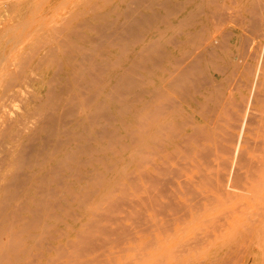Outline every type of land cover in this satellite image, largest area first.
Instances as JSON below:
<instances>
[{
	"label": "bare ground",
	"instance_id": "1",
	"mask_svg": "<svg viewBox=\"0 0 264 264\" xmlns=\"http://www.w3.org/2000/svg\"><path fill=\"white\" fill-rule=\"evenodd\" d=\"M133 2H134V0H133ZM211 2H213V0ZM134 3L136 4V2H134ZM262 4H260L261 7H262ZM255 5H252V8H255L256 7ZM35 6H37V5H35ZM184 8L185 7L180 8V12H182L184 10ZM38 9H40V8H38ZM227 9H225L226 12H227ZM129 10H130V7H129ZM255 10L257 11L258 9L255 8ZM222 11L225 12L224 9L223 10L221 9V11H219L218 13L216 12L213 17L206 16L203 13V11H202L203 15L199 13L200 11H198V13H196V10L189 11L188 14L179 17L175 23H173V22L169 23L168 28L169 29L172 28L174 30V32H173V34H166L162 37L161 44H160L161 49H160V52L158 54V64L156 66V69L151 70L149 68L146 75H143L142 77L139 76V78L134 75V73H135L134 68L136 66L140 65V63L141 64L144 63L145 60H142V61L141 60L140 61L139 60H132V63L129 66H120L118 62H115L113 60L108 61L106 59H103L101 61H96L93 58V55H96V54L101 55V56H107V54L111 53L117 45V43H115V41H116V38H118V35L120 32L117 31L118 28L114 26V22L112 20V18H113L112 14L114 12L113 7H109L106 10L102 11V10H98L97 5L94 8H93V6H91L90 9H88V11L84 12L81 15L76 16L75 19L73 18L74 26L72 28L71 27L67 28V26H66L67 34L64 35L63 37H61L60 39H56L55 45L53 46L52 49L58 50L61 54L67 55V60L66 59L65 60L67 61V64L70 65V68L73 71L74 80H75L77 86L80 84L86 85L88 87L91 86L92 89L94 88L95 94L104 93L107 97H106V100L100 101L96 104L94 103L92 105L90 103L91 102L90 97L85 98L86 96L84 97L83 95H86V94L85 93L83 94L82 93L83 91H81V93L83 95L81 93H74L72 95V100H73L72 107L65 109L63 106V103H62L63 95L61 93H59L60 99L58 102V106L55 107L54 109L50 110V111L45 110L41 115V117H42L41 119L37 118L35 122H33V123L31 122V124L29 125V127H30L29 129L33 130V132L31 131L30 134H32L33 136L34 135L37 136L39 134V132H42L44 130L49 129L52 137H54V138L52 139V141H53L52 150H47L44 147V145L40 146L41 143H38L35 145V147H33V149H30V153H29V151H28V153H27V151L22 152V155H21L22 161H23V163L26 162L25 164L28 163L29 168H30L29 171L25 174L24 181H25V184L26 183L28 184L27 191H29V193H32V194H29V196L27 197V199H26L27 204H25V203H20L18 205L16 204L17 205L15 208L16 210L13 213H15V215L17 216L18 214H16V213H18L19 210L26 209L31 214V216L23 219V225H22V228H20L19 232H17L18 234H16L15 230H14V238L15 239L13 240V243L16 244V247L18 248L17 250H19L20 253H24L26 256H23L17 262L12 260L13 262H11L10 264H35V263H37V260L39 258L46 255L47 251L50 249V245L54 244L55 240H57L59 237L65 236L67 234L66 217H67L68 211H70V205L67 204V197H66L67 192H69L71 194L72 199H74V201L76 200L75 201L76 206H78L81 209H86L85 214H84L85 218H86L85 221L80 223V228L77 229V231L75 230L77 233L76 237H75L76 241H78L79 243L81 242L83 244V246H81V245L80 246L83 247L84 250H86L85 247L87 246L86 244L89 241L94 240L95 238H97L96 236H98V235H99V238H100V236L101 237L105 236L106 232L108 231V229H107L108 227L107 226L105 227L106 221L116 223V226L118 229V226L120 223L121 224H122V222L124 223V221H126L127 218L129 220L131 219L130 217H127V216H133V214H131V213L134 211L141 212V213H142V211H145V213L144 212L143 213L146 214V211L148 212V210H150V209L145 210L147 208H151V209L155 208V211H156V206H158V209H161V208L164 209L165 206L167 208L169 203L172 201V200H170L171 199V197H170L171 193L170 194L168 193L169 194L168 197L170 199H166L167 198L166 197L165 198L166 200L163 201V199H164L163 196L165 197V195H167V194H165V195H161L162 196L161 198H163V199H161L159 197V200L161 199V201H159L158 199H156L155 195L152 196V193H154V192H152L151 189H154V188L151 187V189L150 188L148 189L146 183L148 184V182H150V181H153V182L160 181L158 184V185H160V183L163 184V181L166 182V180H164V179L161 180V177H162L161 174H163L161 172L167 171V173H165L166 174L165 176H167L168 172H169L170 176H171V174L174 175L173 173L175 172V170H174L175 168L173 169L172 166L171 167L169 166L171 160L177 161L178 159H180L181 156L186 157L187 155H189V156H187V159H188L191 156V151H193V152L195 151V153H198V157H200V153H202L200 151H202L203 148L201 147L202 150H199V151L196 149L192 150V148H193L192 144L193 143L197 144L199 147L200 145H205V142L206 141L208 142L210 140L211 141H219V143H222L225 141L235 142L234 139H235V137H237V136H235L233 138V136L235 134L233 135L231 133L232 135L228 136L229 134H221L220 132L217 133L216 129L218 128L219 130H222L224 133H228L230 131L229 129H231V126L232 127L233 126L234 127L240 126V125L243 126V125H246L247 123L253 124V126L261 128L262 131L264 132V55L262 58V65L259 67L258 66L252 67V65L246 66V64H244L245 62H243L244 61L243 58L246 57L247 54L245 56H242V59H241L242 63L240 62V57L233 58V56H231V55L229 57L227 56V54L225 52L226 48L229 46H233V45L238 44L239 41L244 40V38L243 37L241 38V34L239 33V31L237 29H234V28L229 30V32H225V31L219 32L218 31L219 24L216 21H218L221 18L223 19L224 13H222ZM256 11H254V12H256ZM226 12H225V14H226ZM228 12H229V9H228ZM86 14H88V15H86ZM251 14H253V13H251ZM256 14L261 16V14H259V10H258V12H256ZM233 15H231V16H233ZM67 17H68V15H67ZM144 17L145 16H143V18ZM236 17H238V16H236ZM236 17H234L235 21L237 19ZM257 17H259V16H257ZM66 18H65V21H66ZM26 19H27V14H22L21 20L23 21V24L25 23ZM101 19L105 20L104 26L101 24L98 25L96 22H94V21L101 20ZM241 19L246 20V19H243V17ZM260 20L261 19L258 20L256 17L252 18L250 21H248V24L250 25V26L248 25V27H251L252 30H254V31L257 28H260L261 26H262V29H264V21L260 22ZM219 21L224 22V19L219 20ZM239 21L240 20H237V22H239ZM225 22H227V21H225ZM70 23H68V26ZM124 23L126 25H128L129 24L128 19L125 20L123 22V24ZM232 23H234V22H232ZM52 24H55V23H52ZM59 24L61 25L62 21ZM59 24L53 25L55 27H56V25L58 26L56 28V30L58 32H56L55 29L53 28L57 34H61L60 32H62V30L65 29L64 28L65 27L64 22H63V26H60ZM163 24H165V23H163ZM216 25H218L217 28H215ZM223 25L224 24H222V27H223ZM235 25H236V22H235ZM21 26H22V24H21ZM123 27L124 26H122V29H124ZM251 28L250 29L248 28L249 31H251ZM16 29H18V27ZM38 29H36V30H38ZM127 29H129V28L127 27ZM222 29H220V30H222ZM143 31H145V30H143ZM254 31H253V33L251 32L253 35L256 33V32L254 33ZM34 32L32 34L33 36H34ZM94 33H97V35L95 36ZM121 35L122 34H120V36ZM71 36L75 37V39L72 41L69 40V38ZM120 36H119V38H120ZM128 36H129V34H128ZM259 36H261L263 38L264 37V31ZM30 37H31V35H30ZM55 37L59 38V36L57 37L56 35H55ZM245 38H246V36H245ZM7 42H9V41H7ZM245 43H247L246 40H245ZM46 44H44V45L46 46ZM15 45H17V43ZM251 46H252V44H251ZM255 46H257V45H255ZM21 47H22V44H21ZM243 47L244 46H242V49L245 50V53H249L248 47L247 46L244 47L245 49ZM36 48L34 49V52H35ZM52 49L50 50V52L53 51ZM122 49L126 50L124 48V46L122 47ZM238 49H240V48H238ZM259 49H260V47L257 50L259 51ZM29 51H32V50H29ZM71 52H77V53L81 54L82 57L75 58L71 55ZM245 53H243V54H245ZM9 56H10V54L8 55V57ZM3 57H4V55H3ZM28 57L32 58L34 56L33 55L31 56V54L29 56V53H28ZM28 57H27V59H28ZM256 57L258 58V55H256ZM32 60H33V58H32ZM220 60H222V62H220ZM24 61H25V59H24ZM24 61H23V63L27 62V61H25V62ZM13 63H16V62L14 61ZM22 64L20 66H22ZM60 64L61 63H59V66H60ZM1 65L2 64H0V67H1ZM13 65H16V64H13ZM243 65H245V66H243ZM26 66L24 64L23 68L25 69ZM118 66H119V69H115ZM106 67H110V69L113 68L115 70H114V72H110L111 70L109 69L110 71H108V73L106 71L105 73L102 74L101 72L104 69H106ZM2 68H3V66H2ZM141 68H142V66H141ZM19 69L22 71V67H19ZM19 69H17V70H19ZM141 70L143 72V69H141ZM59 71L57 70L56 72H59ZM95 71H99V73L96 74ZM17 72H19V71H17ZM31 73H32V71H31ZM94 73L96 75L93 76ZM100 73H101V75H100ZM57 74L58 73H56L54 75H57ZM246 74H248V75L246 76ZM5 75H6V73H5ZM243 75H245V77ZM134 76L136 78H134ZM1 77H2V75H1ZM11 77H13V75ZM3 78H5V77L3 76ZM245 79L248 80L246 82L250 83V85H253L254 91L252 92V90H251V92H252V95L254 94V101L257 104H260V107L257 106L256 108H252V107L250 108L249 106L246 105V103H248L246 101V99H248V98L246 96L243 97V95H242L241 99L235 97V93H233V90L236 86L234 87V86H228L227 85V82H230V83L236 82L237 83L238 81H240V80L244 81ZM12 80H14V79L12 78ZM51 80H53V79H51ZM135 82L143 83L144 87L142 90L136 92L137 99L135 98L136 102L133 103L132 100L127 99L125 96L128 93L127 90L129 89V87H133L135 85ZM209 83H211L213 85L224 84L225 89L221 90V92L219 94V98L212 105L206 107L204 99L206 98V96H208V93H210V92H208L209 90L207 87V84H209ZM12 84L16 85L14 82ZM12 84H9V85L11 86ZM6 86H8V84ZM10 86L8 87L9 89H10ZM16 86H18V85H16ZM83 88L86 89V87H83ZM246 88H247V85H246ZM49 89L52 90L51 87ZM248 89H249V86H248ZM50 90H48L49 92H46V94L51 96ZM66 90H67V87H66ZM218 90H219V88H218ZM235 90H236V88H235ZM11 94L13 95V93H11ZM16 97L13 98L14 101L12 100L13 104H15V98ZM48 97L49 96H46V98L44 100L45 102L49 101L50 97L49 98ZM6 98H8V97H6ZM250 98L252 101L253 97H250ZM250 98L248 100L249 102H250ZM70 99H71V97H70ZM18 100H19V98H18ZM42 100H43V98H42ZM72 100H70V101H72ZM5 103H8V101ZM139 103L141 105H138ZM16 105H17V103H16ZM3 106H5V105L3 104L2 107ZM9 106L11 108V104ZM79 107H82L86 111V114L82 118V121H85L88 124V129H90V127H92L93 124L98 122V120L96 121V119L100 115L104 116L105 122L103 123L102 131L97 130L98 132H96V131L93 132L94 134H92L91 135L92 137L87 139V141L90 139L94 140V141H98V140L101 141L100 145H101L102 149L112 153V156L108 157L109 161L112 162V164L106 163L105 162L106 159H103L102 162L106 163L104 169L97 168V167L90 169V171H89L90 174L86 178L87 179L86 183L77 185L75 187H71L70 182L68 181L67 178L70 176H72V177L75 176L77 178H80L82 175V171L81 172L79 171L80 168L77 169L73 165V163L75 161L79 162L78 157H77L78 151L89 152V151H92L93 148L90 145V143L88 142L89 143L88 145H87V143H81V144L76 145L75 148L72 147V150L70 151L69 147L65 146V144L68 145V143H69L68 140L64 139L63 137H60L59 134H61V131H59V129H56L55 123L57 120L59 123V120H61L60 118L63 117L64 113H67V112L73 113L77 109H79ZM3 108H5V107H3ZM3 108H2V110H3ZM8 109L9 108H7V110ZM250 109H252V111ZM10 110L11 109H9L8 112H10ZM253 110H256V112ZM0 112H1V108H0ZM4 112H6V110ZM208 112H211L212 115L215 116L212 125L209 124V122L208 123L205 122L204 117L206 118V116L203 117V114L208 113ZM57 113L59 114L58 116H57ZM115 118L118 120L119 123L122 124V126H124L127 129V138L129 139L128 142H123V141L120 142V139H119V142H120L119 143L117 141V137L114 139L115 135H117L116 132L110 131L106 128V125ZM8 122H10V121H8ZM0 123H1V121H0ZM65 123L67 124V122H65ZM110 126L112 127V125H110ZM249 126L251 127L252 125H249ZM8 127H6V128L8 129ZM6 128H5V130H6ZM242 128H244V127H242ZM29 129L27 128V130H29ZM238 129H239V127H238ZM245 129L251 130L250 128H245ZM253 129H252V131H255ZM261 129H260V131H261ZM2 131L4 132V129ZM21 131H22V129H21ZM84 131H86V129ZM243 131H245V130L243 129ZM260 131H258V132H260ZM262 131H261V136H262ZM245 132H242V134H245ZM248 133H249V136H252L251 134H255V132L254 133L248 132ZM2 135H1V137H2ZM246 136H248V135H246ZM246 136H245V138H246ZM253 136H255V135H253ZM5 137L7 138V136H5ZM39 138H41V137H39ZM201 139H207V140L205 142H203V144H202ZM241 139H242V141L246 142V140H243V138H241ZM249 139H251V138H249ZM40 141H41V139H40ZM14 142H15V139H14ZM43 143H44V141H43ZM212 143L214 146L216 145L214 142H212ZM227 143H229V144H227ZM227 143L225 142L226 145L222 144L224 146V147L223 146L222 147L225 149L227 147L230 148L231 146H228V145H230V144L232 145V143H230V142H227ZM263 143L264 142H262V144ZM28 145L29 144H27V146ZM253 145L257 149L260 147L264 150V146L262 147L261 145H258L257 143H255ZM4 146H7V145H4ZM47 146L48 145L46 144V147ZM223 148H222V150H223ZM256 148H255V150H256ZM127 149L129 150V153L127 156H125V157L119 156L121 153H124L125 150H127ZM207 149H209V148H207ZM231 149H232V147H231ZM231 149L230 150L226 149V151L223 150V151H219V152L220 153L221 152L227 153V150L230 152ZM239 149H241V147L240 148L238 147L236 150L233 149V150L237 151V152H233V155L230 154L232 152L229 153L231 155L230 157L233 156L232 157L233 159H231V160H229V158H227V156H229V155H227L228 153L225 155L221 154L222 156L220 155V153L215 154L218 157V159H220V162H218L217 160H213V161L218 162L221 169H223L222 166L224 167V170H222V171L223 172L227 171V172H225V175L221 172L218 174L215 173L214 175L210 176V174H211L210 168L211 167L212 168H218L219 166L218 165L216 166L214 163H213V165H210L213 161L210 162L209 164H206L209 162V157L207 160L208 162L206 161L205 163H203L206 165H203L202 163H200V166L203 165L204 167L207 165H210V168L207 167V168H209V170H207V168L205 170V171H208L210 174L209 173L205 174L206 172L200 173V174H202L201 176L203 177L202 182L199 180L200 183L204 184L203 181H206L205 183H207L209 188H212L213 191H214V189H217L219 187L217 189V191H219V189H225L226 190L225 192H227V195H229L230 194L229 193V190H230L229 187H227V186L225 187L222 185L220 186V184H222V183H219V182L222 181L223 178L227 179V177H225V176H228V178L231 179V181L228 179L229 182H232V183H233V181H232L233 179H236V181H237V178H243V179L245 178L244 177L245 175L242 177L243 173L241 174L238 172L239 167H238L237 162L240 163L241 166H243L242 163L248 165L247 168H249V170L248 171L246 170L247 174L250 172L254 174L255 169H256L255 166H258V167L263 166V172H264V161L263 160L261 161V157H260V161L262 164L256 165L255 159L250 160L251 158L249 159V157H247L248 159H246V157H244V155L241 153L242 150L239 151ZM214 150H213V152H214ZM91 155H92V157H90L89 160L96 162V160H98V159L96 157L94 158L92 153H91ZM184 157H182V158H184ZM211 157H215V156H211ZM263 157L264 156H262V159H264ZM190 159H192V158H190ZM193 159H195V157ZM210 159L212 160V158H210ZM166 160L167 161L170 160L169 164L166 163ZM122 161H124L126 163L125 165H128V164H129V166L131 165L130 166L131 168H129L128 171H124L123 174L120 173V176L111 175V172L117 167L119 162H122ZM184 161H185V159H184ZM186 162H188V161H186ZM233 162L236 163L234 166H232L234 164ZM19 163H22V162H19ZM86 163H84V164H86ZM176 164L181 165L182 163H181V161L180 162L177 161ZM183 164H185V163H183ZM197 165H199V164H197ZM229 165H231V167H229ZM22 166H23V164H22ZM186 166L188 167L189 165L186 164ZM236 166L238 167L237 171H236V168L234 169V167H236ZM179 167H181V166H179ZM124 168L125 167H123V170H124ZM240 168H242V167H240ZM176 169H178V168H176ZM69 170L71 173H67ZM171 171L173 173H170ZM216 171L220 172L218 169L214 170L213 172H216ZM21 172H22V170H21ZM199 172H201V171H199ZM203 172H204V168H203ZM15 176H16V174H15ZM168 176H167V178H168ZM250 176H251V174H250ZM263 176H264V173L262 174L261 177L264 178ZM174 177H176V176L174 175ZM195 177L197 178V176H195ZM195 177H193L194 180H192V181L199 179V178L195 179ZM246 177L248 178L249 174ZM183 178H185V180H186L185 176H183ZM250 178L251 177H249V180H250ZM262 178H260V180H261V182H264V180L262 181ZM177 179L173 178L172 181H176ZM182 179H181V182L184 180V179L183 180ZM185 180H184V182H185ZM225 180H223V181H225ZM257 180H258V182L260 181L258 178H257ZM177 181L175 184H178ZM215 181H218L216 183L217 185H215ZM244 181L246 182V180H243V182ZM247 181H248V179H247ZM52 182H56V188H51L49 186V184ZM186 182H188V180ZM186 182H185V184H183L184 186L181 185L180 187H183V189H184V187L186 189L187 188L186 186H188V188L189 187L194 188L193 187L195 185L194 182H193V184L191 182L190 183L188 182V185H186ZM243 182L240 184L241 186L244 185ZM254 182H253V184H254ZM258 182L256 181L255 183L257 184ZM168 183H170V182H168ZM18 184L20 185L21 183H18ZM190 184H191V186H190ZM238 184H239V182H238ZM158 185L155 186V190L157 189V191H159V192L156 191V193H154V194H157V193H158V195H159V193L163 194L162 192H164V190H162V186L159 187ZM257 185L259 186V184H257ZM10 186H11V182L9 181V182H6L2 188H0V203L4 202V200H5L4 195H5L6 191L9 190ZM16 186H18V185H16ZM24 186H26V185H24ZM178 186H179V184L177 186L175 185L176 188H178ZM199 186H201V185L199 184ZM215 186H218V187H215ZM261 186H263V185H261ZM201 187H200L201 191L204 190V189H202L203 187L202 188ZM129 188H131L132 191ZM195 188L191 189V191L193 192V190H199L198 192H200L199 188L198 189L197 188L195 189ZM238 189L240 190V188H238ZM169 190L171 191V189H169ZM179 190L176 189L175 192L176 191H179V192L182 191L181 189H179ZM186 190L184 192L183 191L182 192L185 193ZM189 190H187V191H189ZM149 191L152 192L151 195L149 194ZM173 191H174V189H173ZM57 192L60 193V196L57 197L54 201H51L50 197L54 196L53 198H55L54 194ZM179 192H176V193H179ZM182 192L179 194L181 195ZM192 192L190 193L191 196L194 195V194H192ZM194 192H197V191H194ZM208 192H210V191H208ZM176 193H173L174 195H176V197H174V195H172L175 199L178 196L179 197L182 196V195L181 196L177 195ZM221 193L224 194L223 192H221ZM186 194L189 195L188 193H186ZM186 194H184V195H186ZM197 194H199V196H195V197H200L202 200L197 198L198 200H201L200 202H202V201L204 202V200H206L207 197H205V196H212L213 197L212 191L210 192V194H212V195H210V194L204 195L203 193H201V195L203 197H205L204 200H203V197H201L200 193H196L195 195H197ZM10 197L11 196H9V198ZM187 197H190V195ZM157 198H158V196H157ZM177 199H179V198H177ZM180 199H179V201H180ZM190 199H194V198L192 197ZM168 200H169V203H167ZM212 200H213V198L211 199V201ZM179 201H177L176 203L174 202L173 204L178 205V204H180ZM209 201H210V197H209ZM209 201L207 200L205 202H209ZM230 203L232 205H230ZM230 203H229V201L225 203V204H229V207H228L229 209L228 208L226 209L228 212L225 211V208H224L225 205L223 207L222 206L221 207L224 208L223 210H224V212H227L226 213L227 215H229L228 213H230L232 216L234 211H236V210L238 211L239 209H236V207H238V205H235V204L233 205L234 201L233 202L231 201ZM166 204H168V205H166ZM182 204H183V206H181V207L178 205L180 210L183 209L182 207L185 206L184 203L181 202V205ZM196 204H199L198 201L195 202L194 205L196 206ZM202 204H205V203H201L200 206H202ZM222 204L223 203H221V205ZM127 206L131 207V210L128 211L131 215L127 213V216H126L127 218H125V217L123 218V217L118 216L117 213L120 212V214H121L123 209H124V211L125 210L127 211V209H125V208H128ZM171 206H172V204H170L169 207H171ZM227 206L228 205H226L225 207H227ZM232 206H233L234 210L231 213V212H229V210L231 211ZM169 207L167 209H169ZM172 207H174V205ZM203 207H208V206L204 205ZM211 207H212V205H211ZM214 207H216V206H214ZM194 208L195 207L192 208L193 213L196 212V208L195 209ZM207 209L210 210V206ZM207 209H206V211H207ZM169 210H167V211H169ZM172 210H173V213H176V212H174V210L176 211V209L171 208V211ZM180 210H178L179 212L177 211V213H180ZM220 210H221V208H220ZM211 211H212V208H211ZM211 211H209V214ZM161 212L163 213V215L166 214V211H164L165 213L163 211H161ZM136 213H134V216L132 217L133 218L132 220H136V221L135 222L131 221V224L133 222V225L135 224V226H138L139 225L138 223H140V225H141V223L143 222V221L141 222L139 220H143V219H142V216H139V215L135 216ZM151 213H153V212H151ZM193 213L191 214V216H194ZM205 213L207 215L208 212L204 211V212H202V214L201 213L198 214V216L200 217V215H203ZM211 213H213V212H211ZM220 213H221V211H220ZM235 213H237V212H235ZM144 214H143V216H144ZM158 214H159V212H157V217L149 214V217L150 216H151V218L156 217V219H158L159 218ZM222 214L224 215V213H222ZM140 215H142V214H140ZM195 215H196V213H195ZM223 215L220 214L219 216L222 217ZM178 216L180 217V215H178ZM178 216H177V218H179ZM198 216L196 215V217H198ZM209 216L210 215H207L206 216L207 218H205L203 216L200 217L202 220L205 218V220H203L201 222L199 221L200 220V218H199L198 221L200 222V224L199 223L197 224V225H199V228L197 229V232L195 233V237H194V234L192 235L194 238L192 237L193 241L191 242V246L188 244L191 247V249L195 250V252H199L201 250L206 249V247H208L211 244L213 235L217 234L216 231H218V229H222L221 225H223V224L225 225L224 220H223V224L220 223V220H222L225 217H223L222 219L217 218V220H219V221H216L217 216L216 217L211 216L212 218L213 217L215 218V220L213 219V221H211V219H210L211 217H209ZM74 217H76V216H74ZM135 217H137L139 219H137ZM168 217H169V215H168ZM173 217L175 218L174 214H173ZM188 217H190V216H188ZM226 217H228V216H226ZM151 218H149V219H151ZM164 218H166V217H164ZM174 218H172V219H174ZM183 218L184 217H182L181 219H183ZM185 218H184V220H185ZM74 219H76V218H74ZM172 219H171V221L168 219L170 223L172 222ZM187 219H189V218H186V220ZM122 220H124V221H122ZM159 220H161V219L159 218ZM178 220L180 221V219H178ZM144 221H145V218H144ZM165 221H166V219H165ZM193 221H195V219ZM152 222H153V218H152ZM152 222H150V223H152ZM156 222H158V221L156 220ZM169 222L167 221L168 224H169ZM145 223H149V221L148 222L146 221ZM165 223H164V225H165ZM124 224L122 226H124ZM136 224H138V225H136ZM154 225L157 228L158 224H153V226ZM155 226H154V228H155ZM167 226L165 228H167ZM220 226H221V228H220ZM124 227H125V229H127V228L129 229V227H126V226H124ZM130 227H131V225H130ZM139 228H140V226H139ZM154 228H152V229H154ZM159 228L162 229L160 224H159ZM159 228H158V230L155 229L157 231V233L160 230ZM1 229L2 228H1V222H0V239H1V236L3 233L1 231ZM120 229L122 230L123 228H120ZM125 229H124V231H125ZM149 229H151V226L149 227ZM131 232H133V231H131ZM23 233H25L26 235L25 234L23 235ZM125 233L122 234L123 237L125 236ZM116 234H117V232H116ZM120 234L121 233H119V235ZM127 234H129V233L127 232ZM122 235H120V239L123 238V237L121 238ZM4 236H6V235H4ZM152 237H154V236H152ZM102 239L104 241L100 240L102 242L98 241L97 243L102 244L103 242L106 241L105 238H102ZM67 240H68V238H67ZM116 240H118V239L117 238L114 239L113 242H115ZM119 241H117V242L119 243ZM9 242H10V240H9ZM72 242L73 241H71V243ZM75 242H74V246L76 247L77 245H75V244H78V243L77 242L75 243ZM94 242H96V241H94ZM246 242H248V241H245V245H243L244 243H242L240 245L237 244L238 245L237 247L232 248V250L230 251V255H229L230 260L234 261V260H239V259H243V258L244 259L250 258V255H251L250 247H249L250 242L248 243V245L246 244ZM187 243H189V242H187ZM252 243H250V244H252ZM7 244L8 243H6V245ZM66 244H67V242H66ZM89 244H90V242H89ZM4 245H5V242H4ZM11 245H12V241H11ZM39 245L42 246V248L45 246L42 249L41 253H33V250H31V249H33L32 247H36V246L39 247ZM71 245L72 244H70L68 242L69 248ZM58 246H60V244ZM94 246H90V248L94 247ZM182 246L184 247V244H182ZM254 246L255 245H253V247ZM61 247H62V245H61ZM75 247L71 246V248H73V250L78 249V247L77 248H75ZM14 248H12V249H14ZM64 248H66V247H64ZM64 248H58L60 254L57 252L58 249H55V251L57 252L58 255L62 256V255H65L64 254V253H66L65 251H68V249L65 250ZM92 249H94V248H92ZM186 249L187 248L185 247L182 249V251H186ZM252 250H253V248H252ZM88 251L90 252V250H88ZM15 252L17 253V251H15ZM61 252H64V253L62 254ZM74 252H76V251H74ZM79 252H80V250H79ZM93 252H94V250H93ZM5 254H7V253H5ZM58 255H56V257ZM252 255H254V254H252ZM60 256H59V258L62 259L63 256L62 257H60ZM256 256H258V255H256ZM256 256H254V257H256ZM8 258L10 259V257H8ZM5 260H7V258ZM5 260H4V262H5ZM82 262H84V261H80V263H82ZM91 262H93V261H91ZM50 263L52 264L53 262L50 261ZM44 264H46V263H44Z\"/></svg>",
	"mask_w": 264,
	"mask_h": 264
},
{
	"label": "rangeland",
	"instance_id": "2",
	"mask_svg": "<svg viewBox=\"0 0 264 264\" xmlns=\"http://www.w3.org/2000/svg\"><path fill=\"white\" fill-rule=\"evenodd\" d=\"M211 1L212 0H134V2H136V4H135L133 2V0H0V47H1L0 48V51H1L0 52V64H2L0 67V97H1L0 98V108H1V112H0V121H1V123H0L1 124L0 125L1 126L0 127V188H2L6 182H9V181L11 182V186L9 188V190L11 192L8 190V191H6V193L4 195V199H5L4 202L5 201L6 202L0 203V217H1L0 222H1V228H2L1 231L3 232L1 239H0V251H1L0 252V264H8V263L10 264L13 261L17 262L23 256H26L24 253H20L19 250H17L18 248L16 247V244L13 243V240L15 239L14 238V230H15V233L18 234L17 232H19L20 228H22L23 219L31 216V214L26 209L19 210L18 213H16V214H18L17 216L15 215V213H13L16 210L15 208L18 204H20V203L27 204L26 199L29 196V194H32V193H29V191H27L28 184L27 183L25 184V181H24L25 174L29 171L30 168H29L28 163L27 164H25L26 162L23 163L22 157H21L22 152L27 151V153H28V151H29V153H30V149H33V147H35V145L38 143H41L40 146L44 145V147L47 150H52V144H53L52 139L54 137H52L49 129L44 130L42 132H39V134L37 136L36 135L33 136L32 134H30L31 131L33 132V130L29 129L30 128L29 125L31 124V122L32 123L35 122L37 118L41 119L42 118L41 115L45 110L50 111V110H52L58 106V102L60 99L59 93H61L63 95L62 103H63V106L65 109L72 107V105H73L72 104V102H73L72 95L74 93H81V91H83L82 93L83 94L85 93L86 95H83L82 93L81 94L84 97L86 96L85 98L90 97V99H91L90 103L92 105L94 103L96 104L100 101L106 100V97H107L104 93L95 94L94 88L92 89L91 86L88 87L86 85H81V84L78 86L76 85V82H75L74 76H73V71L70 68V65L67 64V61H66L67 55L61 54L58 50L52 49L53 46L55 45L56 39H60L61 37L66 35L67 34V32H66L67 28L68 27L72 28L74 26L73 18L75 19L76 16L81 15L84 12L88 11V9H90L91 6H93V8H94L97 5L98 10H102V11L106 10L109 7H113L114 12L112 14V17H113L112 20L114 22V26L118 28L117 31L120 32L118 35V38H116V41H115V43H117V45L111 53L107 54V56H101V55L96 54V55H93V58L96 61H101L103 59H106L108 61L113 60L115 62H118L120 66H129L132 63V60H139V61L145 60L144 63H142V64L140 63V65H138L134 68L135 69L134 75L139 78V76L142 77L143 75H146L149 68L151 70L156 69V66L158 64V54H159L160 49H161L160 44H161L162 37L166 34H173V32H174V30L172 28H170V29L168 28L169 23H171V22L175 23L179 17L188 14L189 11L196 10V13H198V11H200L199 12L200 14H202V11H203V13L206 16L213 17L216 12L218 13L219 11H221V9L222 10L224 9V11L226 12L225 9L228 8L229 12L227 9L226 14H225V12L222 11V13H224L223 14L224 22L225 21H227V22H225V23L223 21L220 22L219 20H223L222 18L219 19L218 21H216L217 20L216 19L215 21L219 24V26L216 25L215 28H217V26H218L219 32H223V31L229 32V30H231L233 28L237 29L239 31V33L241 34V38L243 37L244 40H240L239 43L236 45L227 47L225 50L227 56L229 57L231 55V56H233V58L240 57V62L242 63V61H241L242 56H245L247 54L248 56L246 55V57L243 58V60H244L243 62H245L244 64H246V66H251V65H252V67L253 66H256V67L261 66L262 65V58L264 55V37L262 38L259 35L263 33L264 29H262V26H261L260 28H257L258 30L255 29V31H254V30H252L251 27H248V25H249L248 21H250L252 18H255V17L258 20L261 19L262 21L260 20V22L264 21L263 20L264 19V6H263L264 0H261L262 2L260 0H213V2H211ZM260 4H262V7L260 6ZM35 5H37V6H35ZM252 5L256 6L255 8H257L259 10V14H261V16L256 14V12H258V10L256 11L255 8H252ZM129 7H130V10H129ZM182 7H185V8L182 12H180V8H182ZM38 8H40V9H38ZM254 11H256V12H254ZM251 13H253V14H251ZM22 14H27V19H26L24 24H23V21L21 20ZM67 15H68V17H67ZM86 15H88V14H86ZM231 15H233V16H231ZM143 16H145V17L143 18ZM236 16H238L239 18ZM257 16H259V17H257ZM234 17L237 18L236 21H235ZM242 17H243V19H246V20H242L241 19ZM65 18H66V21H65ZM127 19L129 21V24L128 25H126L125 23L123 24V22ZM237 20H240V21L237 22ZM61 21H62V24L60 25L59 23H61ZM63 22L65 25L64 28L66 30L63 29L62 32H60L62 35L57 34L56 33V32H58L56 30V28L58 27L57 25L59 24L60 26H63ZM94 22H96L98 25L101 24L103 26L105 24L104 19L97 20ZM232 22H234V23H232ZM235 22H236V25H235ZM52 23L57 24L56 27L53 26L55 24H52ZM68 23H70L69 26H68ZM163 23H165V24H163ZM21 24H22V26H21ZM222 24H224L223 25L224 28L222 27ZM66 26H67V28H66ZM122 26H124L123 27L124 29H122ZM17 27H18V29H16ZM127 27L129 29H127ZM53 28L55 29L56 32L54 31ZM248 28L249 29L251 28V31H249ZM36 29H38V30H36ZM220 29H222V30H220ZM143 30H145V31H143ZM253 31H254V33L256 32L255 34L258 37L255 34L254 35L252 34ZM33 32H34V36L32 35ZM120 34H122V35L120 36ZM128 34H129V36H128ZM30 35H31V37H30ZM55 35L57 37L59 36V38H56ZM94 35L96 36L97 33H94ZM244 35L246 36V38ZM119 36H120V38H119ZM74 39H75V37H72V36L69 38L70 41H72ZM245 40L247 43H245ZM7 41H9V42H7ZM16 43H17V45H15ZM43 43L44 44L47 43L46 46ZM21 44H22V47H21ZM251 44H252V46H251ZM255 45H257V46H255ZM123 46L126 50L122 49ZM242 46H244V47L247 46L249 53H245V50L242 49ZM259 47H260V49L258 51L257 49ZM35 48H36L35 52L37 54L34 52ZM238 48H240V49H238ZM51 49L53 50L52 52H50ZM29 50H32V51H29ZM253 52L255 54L257 53L256 55H258V58L256 57V55ZM28 53H29V56H30V54H31V56L32 55L34 56V57H32L33 60L31 57H28ZM243 53H245V54H243ZM9 54H10V56L8 57ZM3 55H4V57H3ZM71 55L75 58L82 57L81 54H79L77 52H71ZM27 57H28V59H27ZM24 59L28 63L25 62ZM14 61L16 63H13ZM23 61L25 63H23ZM220 62H222V60H220ZM59 63H61L60 66H59ZM13 64H16V65H13ZM21 64H22V66H20ZM24 64H25V66L27 65L25 69L23 68ZM2 66H3V68H2ZM141 66H142V68H141ZM243 66H245V65H243ZM19 67H22V71L20 70L21 68L19 69ZM17 69H19V70H17ZM109 69H110V67H106V69H104L101 73L103 74L106 71L108 73V71H110V70H111L110 72H114L115 69H119V66L116 67L115 69H113V68H111L110 70ZM141 69H143V72ZM16 70L19 72H17ZM57 70L58 71L60 70V71L56 72ZM31 71H32V73H31ZM95 72H96V74L99 73V71H95ZM5 73H6V75H5ZM56 73H58V74L54 75ZM101 73H100V75H101ZM96 74L94 73L93 76ZM1 75H2V77H1ZM12 75H13V77H11ZM247 75L248 74H246V76ZM3 76L5 78H3ZM135 76H134V78H136ZM243 76L245 77V75H243ZM12 78L14 80H12ZM51 79H53V80H51ZM10 81L11 82L13 81L18 86L12 84L13 82L11 83ZM240 81H238L237 83L236 82H231V83L227 82L228 86H234V87L236 86L235 87L236 90L233 87L234 88L233 93H235V97L241 99L242 95H243V97L246 96L248 98V99H246V101L249 103L248 104L245 102L247 106H249L250 108L251 107L256 108L257 106L260 107V104H257L254 101V94L252 95V92L254 91L253 85H250V83L246 82V81H248L247 79H245L244 81H242V80H240ZM7 84H8V86H6ZM9 84H12L11 85L12 87ZM245 84L247 85V88H246ZM9 86H10V89L8 88ZM248 86H249V89H248ZM50 87L52 90L49 89ZM66 87H67V90H66ZM83 87H86V89ZM143 87H144L143 83L135 82V85L133 87H129V89L127 90L128 93L126 94L125 97L127 99L132 100L133 103H135L136 102L135 98L137 99L136 92L142 90ZM207 87L209 90L208 92H210V93H208V96H206V98L204 99L206 107L212 105L219 98V94H220L221 90L225 89V85L224 84L213 85V84L209 83V84H207ZM218 88H219V90H218ZM48 90H50L51 96L46 94V92H49ZM251 90H252V92H251ZM11 93H13V95ZM46 96L50 97V98L48 97L49 101H47V102L44 101ZM6 97H8V98H6ZM14 97H16L15 98V104L12 103L14 101V99H13ZM70 97H71V99H70ZM250 97H253L252 101H251ZM18 98H19V100H18ZM42 98H43V100H42ZM249 98H250V102L248 101ZM70 100H72V101H70ZM7 101H8V103H5ZM16 103H17V105H16ZM3 104L5 105L3 107H5L6 109L2 107ZM10 104H11V108L9 106ZM138 105H141V104L139 103ZM2 108H3V110H2ZM7 108L11 109L10 112H8L9 109L7 110ZM4 109L6 110V112L8 114L6 112H4L5 111ZM250 110L252 111V109H250ZM84 111L85 110L82 107H79V109H77L75 112H73L74 114L69 113V112L64 113L63 117L60 118L61 120H59V123H58V120L55 123L56 129H59V131H61V134H59L60 137H63L64 139L68 140L69 143H68V145L65 144V146L69 147L70 151L72 150V147L75 148L76 145L81 144V143H87V145L90 143V145L93 148L92 151H89V152L78 151L77 157H78L79 162L75 161L73 163V165L77 169L80 168L79 171L80 172L82 171V175L80 178H77L75 176L74 177L70 176L67 178L68 181L70 182L71 187H75L77 185L86 183V180H87L86 178L90 174V172H89L90 169H92L94 167L104 169L106 163L112 164V162H110L109 158H108L109 156H112V153L102 149V147L100 145L101 141H99V140L94 141L91 139H90L91 141L90 140L87 141V139L92 137L91 135L94 134L93 132L102 131L103 123L105 122L104 116L100 115L96 119V121L98 120V122L93 124V126L90 127V129H88V124L85 121H82V118L86 114V111L85 112ZM253 111L256 112V110H253ZM58 113H57V116L60 114V113L59 114ZM204 116H206V118ZM203 117H204V120L206 123L209 122V124L212 125L215 116L212 115L211 112L204 113ZM72 120L73 121L75 120V121L73 122ZM116 120L117 119L115 118L112 121H110L106 125V128L110 131L116 132L117 135H115L114 139L117 137L118 142H119V139H120V142L121 141L128 142L129 139L127 138V129L124 126H122V124L119 123L118 120L117 121ZM8 121H10V122H8ZM65 122H67V124ZM110 125H112V127ZM246 125H243V126L240 125V126H235V127L233 126L234 128L231 126V129H229L230 127L228 128L230 130V131L228 130L229 131L228 133H224L222 130H219L218 128L216 129L217 133L220 132L221 134H229L228 136L235 134L233 136V138L235 136H237L234 139L235 142L225 141L226 143L227 142L232 143V145L231 144L228 145V146H231L232 149H231V147L226 148L229 150L231 149L230 152H232V153H230L228 150H227L228 154L224 153V152H221V153L219 152V151H223V150L226 151V149L223 148L224 146L222 145V144L226 145L225 142L219 143V141H211V140L207 142L206 141L207 139H201L202 144H203V142L206 141L205 145H200L201 144L200 143L199 144L200 146L198 147L197 144H194V143L192 144V147H193L192 150L196 149L199 151V150H202V148H203V150L200 151V152H202V153H200V157H198V153H195V151L194 152L191 151V156L188 159H187V156H189V155H187L186 157L181 156L180 159L177 160L178 162L181 161L182 164L185 163L183 165L182 164L178 165L179 163L176 164L177 161H174V160L173 161L172 160L171 161L166 160V163H168V164L170 161V164H171V165L169 164L170 167L172 166L173 169L175 168L174 169L175 172L173 173L171 171L170 173H173L176 177H174V175H172V174L170 176V174L168 172L167 176L168 175L169 176L167 178V176H165L166 175L165 173H167V171L161 172V173H163V174H161V176H162L161 180L164 179V180H166L167 183L163 181V184L160 183V185H158L160 181H158V182L150 181V182H148V184L146 183V185H147L148 189L149 188L151 189V187H153L154 189H151V190L154 193H156V191H157V189L155 190V186H157V185L159 187L162 186V190H164V192H165V193L162 192L163 194L159 193V195H158V193L154 194L151 191H149V194L151 195V193H152V196L155 195L156 199H158V200H159V197L160 198L162 197L161 195H165V194H167V195H165V197L163 196L164 199L163 198H161V199H163V201H165L166 199H170L168 196L171 193V196H170L171 199L170 200H172V201L169 203V200H168L167 203H169V205L168 204H166V205H168V207H169L170 204H172V206L174 205V207H172V206L169 207V209H170L169 210V209H167L168 207L166 208V206H165L164 209L161 208L162 209L161 210V209H158V206H156V211H155V208L154 209H151V208L145 209L144 208L145 210H148V209L151 210V211L148 210L149 213L146 211V214H144L145 211H142V213L134 211L131 213V214H133V216H134V213L137 212L135 214V216L136 215L142 216V219H143V220H139L141 222L143 221L141 223V225H140V223L137 222L139 225L136 224L138 226H135V224L133 225V222H135L136 220H132L133 216H127V213L130 214L128 211L131 210V207L127 206L128 208H125V209H127V211L126 210L124 211V209H123L121 214L119 212V213H117V215L120 217H123V218L124 217L125 218L130 217L131 219L129 220L127 218L126 221L122 220V221H124L125 224L121 221L122 224L121 223L119 224L120 227L118 226V229H117L116 223L106 221L105 227L106 226L108 227L107 228L108 231L106 232L105 236L104 237L100 236V238H99V235L96 236L97 237V238H95L96 240L94 239L92 241H89L90 244L93 242L91 245L89 244V242L87 244L84 242L87 245L85 247L86 250H84L83 247H81V246H83V244L81 242H80L81 243L80 244L75 239L76 234H77L76 231H77V229L80 228V223L84 222L86 219L85 215H84L86 209H81L78 206H76V202H75L76 200L74 201V199H72L71 194L69 192H67V195H66L67 204L70 205V211H68V214L66 217L67 234L65 236L59 237L57 240H55L54 244L50 245V249L47 251L46 255L39 258L37 260V263H35V264H44V263L51 264L50 261L53 262L52 264H78V263L79 264H83V263L84 264H264V207H263L264 206V182H261V180H260V178H262L261 177L262 174L264 173L263 172V166H260L261 168L258 166H255L256 167L255 173L254 174L251 172L248 173L249 177H251L249 180V177L248 178L246 177V176H248V174L246 173V170L247 171L249 170V168H247L248 165L242 163L243 166H241L240 163L237 162L238 167H239L238 172L241 174L243 173L242 177L245 175L244 177L246 179L245 178L244 179L243 178H237V181H236V179H233L232 180L233 183H232V182H229V180L231 181V179L228 178V176H225V177H227V179L225 178L226 179L225 180L223 178V180H225V181L222 180L219 182V183H222V184H220V186L222 185L225 187L226 186L229 187V189H230L229 195H227V192H225L226 191L225 189H219V191H217V189L219 188L218 187L219 185L215 186V187H218L217 189H214V191L216 190L215 191L216 193H215L212 190V188H209L207 183H205L206 181H203L205 185L203 183H200V181L202 182V179H203V177L201 176L202 174H200V173H205V172H206L205 174L209 173L208 171H205V170L207 167L210 168V165H213V163L216 166L218 165L219 167L218 168H212L211 167L212 168V169L210 168L211 174L209 173L210 176L214 175L215 173L218 174L221 172L225 175V172H227V171H225V172L222 171V170H224V167L222 166L223 169H221V167L218 163V162H220V159H218V157L215 155L217 153H220V155L221 154H224V155L227 154V155H229V156L226 155L227 158H229V160H231V159H233L232 158L233 156L232 157H230V156L233 155V152H237L235 150L238 147L239 148L241 147V149H239V151L242 150L241 153L244 155V157H246V159H248L247 157H249V159L251 158L250 160L255 159L256 165L262 164L261 161L262 160L264 161V159H262V156H264V152H263L264 150L260 147L257 149L256 147H254L253 144L257 143L258 145H261L262 147L264 146V143L262 144V142H264V132L262 131L261 128L253 126V124L247 123ZM249 125H252V126L250 127ZM6 127H8V129ZM238 127H239V129H238ZM242 127H244V128H242ZM5 128L7 131L5 130ZM27 128L29 130H27ZM245 128H250L251 130H248ZM3 129H4V132L2 131ZM21 129H22V131H21ZM85 129H86V131H84ZM243 129L246 132L243 131ZM252 129L255 131H252ZM260 129L262 131V136H261ZM258 131H260V132H258ZM242 132H245V134H242ZM248 132H250V133L255 132V134H251L252 136H249ZM1 135H2V137H1ZM246 135H248V136H246ZM253 135H255V136H253ZM5 136H7V138ZM245 136H246V138H245ZM39 137H41V138H39ZM241 138H243V140H246V142L242 141ZM249 138H251V139H249ZM14 139H15V142H14ZM40 139H41V141H40ZM43 141H44V143H43ZM212 142H214L216 145L214 146ZM27 144H29V145L27 146ZM46 144L48 145L47 147H46ZM227 144H229V143H227ZM4 145H7V146H4ZM221 147L223 148V150ZM207 148H209V149H207ZM255 148H256V150H255ZM233 149H235V150H233ZM213 150H214V152H213ZM91 153L93 154L94 158L96 157L98 159V160H96V162L89 160V158L92 157ZM128 153H129V150L127 149V150H125L124 153H121L119 156L125 157L128 155ZM211 156H215V157H211ZM182 157H184V158H182ZM194 157H195V159H193ZM208 157H209V162L207 161ZM260 157H261V161H260ZM190 158H192V159H190ZM210 158H212V160ZM103 159H106L105 160L106 163L102 162ZM184 159H185V161H184ZM213 160H217L218 162L213 161ZM186 161H188V162H186ZM206 161L208 162L206 164H209L212 161L213 162L210 165H207L204 167L203 165H206V164H203V163H205ZM19 162H22V163H19ZM84 163H86V164H84ZM200 163H202L203 165L200 166ZM22 164H23V166H22ZM125 164L126 163L124 161L119 162L117 167L111 172V175L120 176V173L123 174L124 171H128L129 168H131L130 167L131 165L129 166V164L128 165H125ZM186 164H188L189 166L187 167ZM197 164H199V165H197ZM235 164L236 163H234L232 166H234ZM179 166H181V167H179ZM197 166L198 167L200 166L199 167L200 169ZM123 167H125L124 170H123ZM229 167H231V165H229ZM238 167L236 166V167H234V169L236 168V171H237ZM240 167H242V168H240ZM176 168H178V169H176ZM203 168H204V172H203ZM209 168H207V170H209ZM213 169L214 170L218 169L220 172H217V171L213 172L214 171ZM21 170H22V172H21ZM199 171H201V172H199ZM67 173H71L70 170ZM15 174H16V176H15ZM250 174H251V176H250ZM183 176L186 177V180H185V178H183ZM195 176H197V178ZM255 176L260 180L259 182ZM181 177L185 180V182L187 180L189 183L191 182L192 184L194 182L195 185L194 186L192 185L194 188L196 186L198 187L200 184L203 188L201 186H199L198 188L200 189V187H201L205 191L204 190L201 191V189H200V192H198L199 190H193V192H192L191 189H194V188H192V187L188 188V186H186L187 187L186 189L187 190L190 189V190L187 191L184 187L186 192L183 193L185 190L183 189V187H180V186L185 184V182ZM193 177H195V179H198V178L199 179L192 181V180H194ZM173 178L179 179V180L177 179L178 181L176 180L177 183L179 184L178 188L175 187V185L177 186L178 184H175L176 181H172ZM181 179L183 180L182 182H181ZM247 179H248V181H247ZM243 180H246V182L245 181L243 182ZM263 180H264V178H262V181ZM241 181L244 183L245 186L242 185L243 186L242 187L240 185L242 183ZM254 181L255 182L257 181L258 182L257 184H259V186ZM168 182H170V183H168ZM188 182H186V185H188ZM217 182L218 181H215V185H217L216 184ZM238 182H239V184H238ZM253 182H254V184H253ZM18 183H21V184L19 185ZM16 185H18V186H16ZM24 185H26V186H24ZM261 185H263V186H261ZM49 186L51 188H56V182L50 183ZM190 186H191V184H190ZM172 188L174 189V191ZM175 188L177 190L181 189L183 191V192L181 191L182 196L179 194V193H181V192H179L180 190L176 191L179 193L175 192V190H176ZM238 188H240V190ZM129 189L132 191L131 188H129ZM169 189H171V191ZM194 191H197V192H194ZM206 191L207 192L212 191L213 197L212 196H205L207 198H206V200H204L205 197H203L201 195V193H203L204 195L210 194V192L207 193ZM157 192H159V191H157ZM191 192L194 195L191 196V194H190ZM221 192H223L224 194H222ZM173 193H176L177 195L181 196V197L178 196L177 198H179V199L181 198L180 201L182 203H184V205H185L184 207H182L183 208V209H181L182 211L180 210L179 206L181 207V206H183V204L181 205V202L179 201V199L174 198V197H176V195H174ZM186 193H188L190 195V197H187L189 195H187ZM196 193H200L201 197H203L204 202L203 201L200 202L202 200L200 197H195V196H199V194L195 195ZM184 194H186V195H184ZM212 194H210V195H212ZM54 195H55V198H53L54 196L50 197L51 201H54L57 197H59L60 193L57 192ZM172 195H174V197ZM9 196H11V197L9 198ZM157 196H158V198H157ZM192 197L194 199H190ZM209 197H210V201H209ZM197 198L201 199V200H198ZM212 198H213V200L211 201ZM161 199L159 201H161ZM176 200L179 201V203H180V204H178L179 206L176 204H173L174 202L175 203L177 202ZM207 200L209 202H205ZM197 201L199 204H196V206H195L194 204ZM228 201H229V203L231 201L232 202L234 201L233 205L234 204L238 205V207H236V206L235 207H236V209H239V210L237 211L235 209L236 211H234L232 216L230 213H228L229 215L226 214L228 212L226 209L229 207V204H225V203ZM201 203H205V204H202V206H200ZM221 203H223V204L221 205ZM204 205L208 206V207H203ZM211 205H212V207H211ZM213 205L216 207H214ZM224 205L225 206L228 205V206L225 207ZM230 205H232V204L230 203ZM192 206L196 208L195 213L197 216H198V214H200V213L202 214V212L205 211V212H208L207 215H210L209 217H211V216L216 217L217 216L216 221H219V220H217V218L222 219L223 217H225L222 220H220V223H222V224H223V220H224L225 225L224 224L221 225L222 229H218L219 232L216 231L217 234L213 235L211 244L208 247H206V249L201 250L199 252H195V250L191 249L190 246H191V242L193 241V238L195 237V233L197 232V229L199 228V225H197V224L198 223L200 224L201 221L205 220V218H207L206 217L207 215H206V213L203 215H200V217H202V216L205 217L203 220L199 216L196 217L195 213H193V209H192L193 207ZM209 206H210V210L207 209V208H209ZM221 206L222 207L224 206L225 211H227V212H224V210H223L224 208H222ZM171 208L176 209V211L174 210V212H176V213H173V210L171 211ZM211 208H212V211H211ZM220 208H221V210H220ZM206 209H207V211H206ZM167 210H169V211H167ZM178 210H180V213H177ZM233 210L234 209L232 206L231 211L229 210V212L232 213ZM161 211H163V212L166 211V214H164L165 216L163 215V213ZM209 211H211L213 213L210 212V214H209ZM220 211H221V213H220ZM151 212H153V213H151ZM157 212H159L158 217L161 220H159V218L156 219ZM235 212H237V213H235ZM172 213L174 214L175 218L173 217ZM192 213L194 214V216H191ZM222 213H224V215ZM140 214H142V215H140ZM143 214H144V216H143ZM149 214H151L152 216L153 215L156 216V217H152L154 223L152 222L151 216L149 217ZM167 214L169 215V217L171 219L174 218V219H172L171 223L169 222V220L171 221V219L168 217ZM220 214L223 216L220 217L219 216ZM176 215L177 216L180 215V217L178 216L179 218H177ZM74 216H76V217H74ZM181 216L184 218L187 216L186 218H189L191 221L189 219L186 220V218H185V220H184V218L181 219L182 218ZM188 216H190L191 218ZM226 216H228V217H226ZM143 217L145 218V221H144ZM164 217H166V218H164ZM214 217L210 218L211 221H213V219L215 220ZM74 218H76V219H74ZM135 218H137V217H135ZM149 218H151V219H149ZM193 218L195 219V221H193L194 220ZM199 218H200V220H199ZM137 219H139V218H137ZM155 219L158 222H156ZM165 219H166V221H165ZM178 219H180V221ZM131 221H133L132 224H131ZM146 221L147 222L149 221V223H145ZM167 221L169 222L170 225L167 223ZM150 222H152V223H150ZM164 223H165V225H164ZM123 224H124V226L129 227V229L128 228L125 229V227L122 226ZM153 224H158L157 228L155 225H154L155 226V228H154ZM159 224L163 230L159 228ZM130 225H131V227H130ZM149 225L151 226V229L154 228V229H152L153 231L151 229H149V227H150ZM139 226H140V228H139ZM166 226H167V228H165ZM221 226H220V228H221ZM120 228H123V229L121 230ZM158 228L160 230L157 233L156 230H158ZM124 229H125V231H124ZM114 230L117 232V234ZM131 231H133V232H131ZM127 232L129 234H127ZM119 233H121L120 235L125 233V236L123 237V235H122L121 238L122 237L123 238L120 239ZM24 234L25 233H23V235ZM193 234H194V237L192 236ZM4 235H6V236H4ZM152 236H154V237H152ZM67 238H68V240H67ZM102 238H105L106 243L105 242H103L102 244L97 243L98 241L99 242L104 241ZM116 238L118 240L113 242L114 239H116ZM9 240H10V242H9ZM100 240H102V241H100ZM11 241H12V245H11ZM71 241H73V242L71 243ZM75 241L79 244V245L75 244V245H77L76 247L74 246ZM94 241H96V242H94ZM117 241H119V243ZM186 241L189 243H187ZM245 241H248V242H246L247 245L249 242L250 243L253 242L252 244L249 243L250 253H251L250 258H248V259L243 258V259L234 260V261L230 260L229 255H230V251L232 250V248L237 247L238 246L237 244L240 245V244L244 243L243 245H245ZM4 242H5V245H4ZM66 242H67V244H66ZM68 242L70 244H72L71 246H73L75 248L78 247V249L73 250V248H71V246L69 248ZM6 243H8V244L6 245ZM59 244H60V246H58ZM88 244L90 246H94V245L95 246L90 248V246ZM182 244H184V247L182 246ZM61 245H62V247H61ZM253 245H255V246L253 247ZM37 246L32 247L33 249H31V250H33V253H41L42 249L45 247L44 246L42 248V246H40V245H39V247H37ZM64 247H66V248H64ZM185 247L188 250L186 249V251H182V249ZM12 248H14V249H12ZM58 248H64L65 250L68 249V251H65L66 253L61 252L62 254L63 253L65 254V255H62L63 256L62 257V256L57 254V252L60 254ZM92 248H94V249H92ZM252 248H253V250H252ZM55 249H58L57 252L55 251ZM79 250H80V252H79ZM88 250H90V252ZM93 250H94V252H93ZM15 251H17V253ZM74 251H76V252H74ZM5 253H7V254H5ZM252 254H254V255H252ZM56 255H58L57 256L58 258L56 257ZM256 255H258V256H256ZM59 256L62 257V259H60ZM254 256H256V257H254ZM8 257H10V259ZM6 258H7V260H5ZM4 260H5V262H4ZM80 261H84V262L80 263ZM91 261H93V262H91Z\"/></svg>",
	"mask_w": 264,
	"mask_h": 264
}]
</instances>
